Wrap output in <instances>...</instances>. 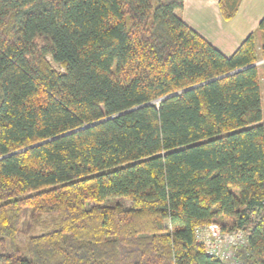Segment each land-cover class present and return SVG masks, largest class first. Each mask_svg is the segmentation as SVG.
<instances>
[{"label": "trees", "instance_id": "obj_1", "mask_svg": "<svg viewBox=\"0 0 264 264\" xmlns=\"http://www.w3.org/2000/svg\"><path fill=\"white\" fill-rule=\"evenodd\" d=\"M183 6L0 0V264H264V17L227 56Z\"/></svg>", "mask_w": 264, "mask_h": 264}, {"label": "crops", "instance_id": "obj_2", "mask_svg": "<svg viewBox=\"0 0 264 264\" xmlns=\"http://www.w3.org/2000/svg\"><path fill=\"white\" fill-rule=\"evenodd\" d=\"M177 14L223 54L231 56L249 35L259 32L264 0H242L231 19L224 18L220 0H184Z\"/></svg>", "mask_w": 264, "mask_h": 264}, {"label": "built area", "instance_id": "obj_3", "mask_svg": "<svg viewBox=\"0 0 264 264\" xmlns=\"http://www.w3.org/2000/svg\"><path fill=\"white\" fill-rule=\"evenodd\" d=\"M195 236L209 255L219 258L224 264H244L236 252L248 242V235L243 230L224 231L217 223H211L197 227Z\"/></svg>", "mask_w": 264, "mask_h": 264}, {"label": "rangeland", "instance_id": "obj_4", "mask_svg": "<svg viewBox=\"0 0 264 264\" xmlns=\"http://www.w3.org/2000/svg\"><path fill=\"white\" fill-rule=\"evenodd\" d=\"M259 35H260V33H257L256 37H259ZM262 83H263L262 84V88H263V91H264V82L262 81ZM263 122H264V117H263ZM217 224L220 225L222 227V229H224V227H223L224 224H222V222H217ZM37 232H38V230H37ZM19 239H20V241L22 242L23 245L26 244V242H27V240H26L27 239V236L21 235Z\"/></svg>", "mask_w": 264, "mask_h": 264}]
</instances>
